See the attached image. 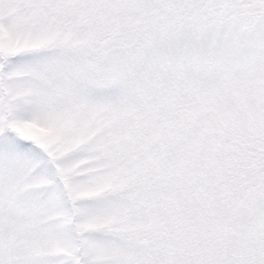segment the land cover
<instances>
[{"label":"snow or ice","instance_id":"obj_1","mask_svg":"<svg viewBox=\"0 0 264 264\" xmlns=\"http://www.w3.org/2000/svg\"><path fill=\"white\" fill-rule=\"evenodd\" d=\"M0 264H264V0H0Z\"/></svg>","mask_w":264,"mask_h":264}]
</instances>
